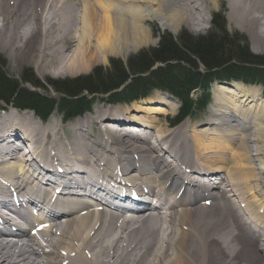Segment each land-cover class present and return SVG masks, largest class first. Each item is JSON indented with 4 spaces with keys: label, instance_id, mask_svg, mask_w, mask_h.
<instances>
[{
    "label": "bare ground",
    "instance_id": "6f19581e",
    "mask_svg": "<svg viewBox=\"0 0 264 264\" xmlns=\"http://www.w3.org/2000/svg\"><path fill=\"white\" fill-rule=\"evenodd\" d=\"M225 1L231 23L264 53V0ZM218 2L0 0V51L14 71L28 64L40 76L74 77L150 44V16L172 31L196 28ZM211 94L205 130L166 121L173 105L163 94L114 116L117 108L98 109L70 122L5 111L0 204L11 208L13 195L20 204L66 202L60 213L37 216L32 229L51 224L35 234L0 216L9 228L0 230V264H264V161L257 169L252 160L264 159V102L241 84L216 85ZM20 142L35 151L37 166L14 157ZM57 179L66 188L54 192ZM83 187L92 202L67 198Z\"/></svg>",
    "mask_w": 264,
    "mask_h": 264
},
{
    "label": "trees",
    "instance_id": "16d2710c",
    "mask_svg": "<svg viewBox=\"0 0 264 264\" xmlns=\"http://www.w3.org/2000/svg\"><path fill=\"white\" fill-rule=\"evenodd\" d=\"M221 14L212 15L211 30L205 35L181 32L173 39L164 33L155 48L138 52L125 64L111 59L107 69L96 67L86 76L49 81L56 99L38 92L40 85L30 71L25 70L18 82L0 69V104L30 111L42 121L56 111L69 121L90 113L98 97L105 105H127L158 91L179 104L169 120L177 126L207 108L213 84L264 89V57L253 55L244 39L228 35Z\"/></svg>",
    "mask_w": 264,
    "mask_h": 264
},
{
    "label": "rangeland",
    "instance_id": "374dc122",
    "mask_svg": "<svg viewBox=\"0 0 264 264\" xmlns=\"http://www.w3.org/2000/svg\"><path fill=\"white\" fill-rule=\"evenodd\" d=\"M219 12L222 13L221 16L224 19L225 32L228 35H232V34L237 35V38L238 39H244L246 41V43L248 44L249 51L253 55L264 57V53H262V52H256V53H254V51H253L254 44H252L253 41L251 39V34L248 33L246 30L243 31V30H241L239 28L237 29V27L233 23H231V21L228 18L229 16H228V8L226 6V1L225 0H219L218 5H217V8H215L214 10H212L211 12H209V14H207L205 16V18H207V19L209 18V20L205 24H203V25L202 24H199V26H196V28L195 27H191L190 25L183 23V24H181V26L179 28H177L176 31H172V30H169L167 28H162V26L159 25L160 24L159 18H155L154 15H153L154 18H152V16H150L149 17L150 18L149 21L145 25L146 28H147V30H148L150 39H151L150 40V42H151L150 44L145 45V46H143L141 48H138L137 50H134V51L129 50L128 53L125 56H123V57L108 56L105 63H103V64H101V63L95 64L92 67H90V69H89L90 71L88 70L86 73L79 74L78 76H74V77H69V76H67V77L66 76L65 77H62V76H60V77H51L48 74L47 75L44 74L43 76H40V75L37 74L36 69H34V67H32L31 65H28V64L27 65H22V66H20V68L18 70L14 71V70H12V65H11L10 60L8 59V57L6 56V54L2 53L1 51H0V69L9 78L14 79V80H16L18 82H21L20 81V77L22 76V73L25 70L30 71V73L33 75L35 81H37L38 84L40 85V89L38 90V92L41 93V94H43V95H46V96H48L50 98L56 99L57 98V95L53 93L51 86H49V81L74 79V78H78V77H81V76H86V75L91 74L92 70L94 68H96V67H102L104 69H107L108 68V65H109V60H111V59H118L123 64H125L126 60L129 57L137 54L138 52L155 48L158 45L159 37L162 34H164V33L169 34L173 39H177L181 32H186L191 37L192 36L193 37L194 36L196 37V36L205 35L208 31L211 30V27H212V25H211V17H212V15H214L216 13H219ZM151 19H155L156 21L154 20L153 22H150ZM229 21H230V23H229ZM229 84H231L233 86L234 83H229ZM236 84H241V83H236ZM216 85H220V84H213L211 86V88H210V95H211V97H212L211 92L216 87ZM241 85H243V84H241ZM220 86H222V85H220ZM243 86L245 88L247 87V89H250L252 92L253 91H256L257 94H258V100H259V102L260 103L261 102H264V89L261 86H257V85L256 86H245V85H243ZM23 87H25L27 89H30L29 86H23ZM159 94H163L166 97V99H164L162 101V103H164V104L171 103L173 105L172 106L173 107L172 110L168 111V113L165 115V118H164L166 121H169L170 119H172L176 115V113L178 111V107H179V104L175 100H173L169 95H167L165 93H162V92L153 91V92H151L149 94V96L146 99L140 100V101H137V102H145V101H152L151 103L156 102V99H159L160 98L159 97L160 96ZM210 101L212 102V98L210 99ZM211 102H210V104H211ZM134 103H136V102H133V103H130V104H127V105H122V104L105 105L103 103L102 98L101 97H98V98H96V100H95V102L93 104L92 111L90 113L84 114L83 116H81L79 118H83L85 116H88L91 113H94V111L95 110H98V109H108V110L110 109L109 111H111V110L113 111L114 108H117L112 113H110V115L114 116L116 114H120L121 113L120 111L131 107ZM11 107H12L11 105L0 104V117H2L4 115V112L7 111V110H10V111H13L14 112L15 110L14 109L11 110L10 109ZM208 107H209V105L207 106V108L205 110L195 112V114L192 116V118L186 119V120H184L181 123L187 124V127H188L187 129H190L194 125L196 126V128L198 130H205V129H207L206 126H204L203 124H205L209 120V110H208ZM101 111H103V110H101ZM27 112H29V111H27ZM21 113H23V112H21ZM53 115L55 116V121L56 122H60L61 115L58 112L54 111L52 113V115L49 117V119ZM138 116L139 117H145L144 114H139ZM153 116H151V117H153ZM31 117H32V120L33 121L39 122L38 119H34L33 116H31ZM79 118H75V119H79ZM155 118L156 119L157 118H160V120L163 119L162 116H160V117L159 116H155ZM49 119L47 121H49ZM75 119H73V120H75ZM163 120H162V123H163ZM70 121H72V120H69V121H66V122H70ZM59 126H61L62 129L64 128L63 129L64 132H67V130H69L66 127V125L59 124ZM126 127H127V130H130V132H133L134 131V128L133 127H136V126L129 125V126H126ZM63 130L60 131L61 136H64L63 135L64 134L63 133ZM93 132L94 133L97 132V129L94 128L93 129ZM152 135H153V132L151 131L149 136H150V139L153 141L154 138H152ZM190 147L192 148V145H190ZM249 147H250V151H252L251 152V155H254L255 154L254 153V150H255L254 144L249 145ZM263 157H264V155H263ZM253 158H255V157H253ZM253 158H252V160L254 161V165L256 163L255 166L258 169L260 167L259 166L260 165V162H263L264 159L261 160V161H258L259 159L256 156L257 159H255V160H257V161L255 162V160ZM222 177L225 178V176H223V175H222ZM259 178H261V180L264 181V175H260ZM262 189L264 190V187H262ZM263 239H264V235H263Z\"/></svg>",
    "mask_w": 264,
    "mask_h": 264
}]
</instances>
